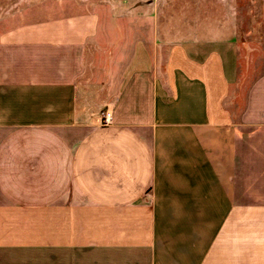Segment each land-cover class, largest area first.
<instances>
[{"label": "crops", "instance_id": "crops-1", "mask_svg": "<svg viewBox=\"0 0 264 264\" xmlns=\"http://www.w3.org/2000/svg\"><path fill=\"white\" fill-rule=\"evenodd\" d=\"M158 12L0 0V264H264V70L219 5Z\"/></svg>", "mask_w": 264, "mask_h": 264}, {"label": "rangeland", "instance_id": "rangeland-1", "mask_svg": "<svg viewBox=\"0 0 264 264\" xmlns=\"http://www.w3.org/2000/svg\"><path fill=\"white\" fill-rule=\"evenodd\" d=\"M183 0H158L159 12L158 16L161 19L166 15V4H181ZM196 5H207L215 3L221 9V21L223 27L229 31L235 25V31L239 38L242 39L241 47H247L248 52L245 55L255 56L253 59L241 58L239 61L240 72L243 78L238 88L242 90L247 84L262 70H264V59H258L260 55L258 50L261 48V43L258 42L264 39V28L261 26L258 0H190ZM251 42V45H250ZM249 48V49H248ZM233 88V86H232ZM241 90V91H242Z\"/></svg>", "mask_w": 264, "mask_h": 264}, {"label": "built area", "instance_id": "built-area-1", "mask_svg": "<svg viewBox=\"0 0 264 264\" xmlns=\"http://www.w3.org/2000/svg\"><path fill=\"white\" fill-rule=\"evenodd\" d=\"M102 120L104 124H108L111 120V113L109 111H105L102 114Z\"/></svg>", "mask_w": 264, "mask_h": 264}]
</instances>
